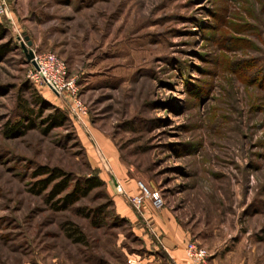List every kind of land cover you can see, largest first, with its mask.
<instances>
[{"label":"rangeland","instance_id":"obj_1","mask_svg":"<svg viewBox=\"0 0 264 264\" xmlns=\"http://www.w3.org/2000/svg\"><path fill=\"white\" fill-rule=\"evenodd\" d=\"M0 22V264H167L165 233L264 264V0H0ZM29 50L64 62L81 109ZM42 165L105 186L57 210L29 190Z\"/></svg>","mask_w":264,"mask_h":264},{"label":"trees","instance_id":"obj_2","mask_svg":"<svg viewBox=\"0 0 264 264\" xmlns=\"http://www.w3.org/2000/svg\"><path fill=\"white\" fill-rule=\"evenodd\" d=\"M7 34V27L0 22V41L6 39ZM11 43V40H6L5 43H0V57L9 52ZM57 111L56 115L51 114L48 117L46 122H48L49 127H51V125H57L66 119L62 112L59 110ZM29 125L31 126L32 124L30 123ZM30 126L27 125L26 128ZM33 177L41 178H38L35 183L30 186L29 190L34 194L40 195L50 187L47 196H45V201L52 203L54 200L55 202L57 200L58 202L54 203L52 206L57 210L67 208L77 203L80 199L85 198L93 189L105 186V181L99 177L98 171L95 172V170H92L89 175L83 178H74L71 174L60 168H49L48 166L42 165L36 168L33 172ZM69 187L70 191L65 193ZM107 199L109 205H113V200L108 196ZM101 211L102 210H98L96 212V219L92 221L96 225H101L103 222L102 218H100ZM75 237L76 241L83 240L81 235Z\"/></svg>","mask_w":264,"mask_h":264},{"label":"built area","instance_id":"obj_3","mask_svg":"<svg viewBox=\"0 0 264 264\" xmlns=\"http://www.w3.org/2000/svg\"><path fill=\"white\" fill-rule=\"evenodd\" d=\"M32 60L35 62L36 67L31 63V78L36 82L46 85L56 95L63 93L69 94L73 108L81 109L78 105L79 101L76 99L77 88L72 78L66 75V66L57 56L52 53H44L42 55L33 52ZM145 194L150 198L152 204L156 208L162 206L161 196L157 191L149 193L143 188ZM136 208L141 204V197L126 196ZM186 256L191 264H207L209 253L203 247L198 246L194 242L186 244Z\"/></svg>","mask_w":264,"mask_h":264},{"label":"crops","instance_id":"obj_4","mask_svg":"<svg viewBox=\"0 0 264 264\" xmlns=\"http://www.w3.org/2000/svg\"><path fill=\"white\" fill-rule=\"evenodd\" d=\"M132 186L133 184H130V182L125 183V188L131 189ZM185 241L186 240L181 237L180 234L165 233L161 236V247L166 253L167 264H190L184 253ZM145 261L148 264H159V260L153 256H150V258ZM208 261L210 264H243V260H241V262L230 263L228 260H225V258H221V254L215 253L210 254Z\"/></svg>","mask_w":264,"mask_h":264},{"label":"water","instance_id":"obj_5","mask_svg":"<svg viewBox=\"0 0 264 264\" xmlns=\"http://www.w3.org/2000/svg\"><path fill=\"white\" fill-rule=\"evenodd\" d=\"M25 39L27 40V44L30 45L31 42L28 40V37H25ZM24 51H27L26 48H24ZM26 57H27V60L30 61L36 67L35 62L32 60V58H33V51L32 50H29L26 53Z\"/></svg>","mask_w":264,"mask_h":264}]
</instances>
